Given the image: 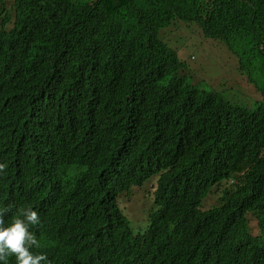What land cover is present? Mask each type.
<instances>
[{"label":"trees","instance_id":"obj_1","mask_svg":"<svg viewBox=\"0 0 264 264\" xmlns=\"http://www.w3.org/2000/svg\"><path fill=\"white\" fill-rule=\"evenodd\" d=\"M174 22L262 99L192 84ZM0 164L5 223L37 210L49 264H264V0H0ZM149 181L134 232L117 199Z\"/></svg>","mask_w":264,"mask_h":264},{"label":"rangeland","instance_id":"obj_2","mask_svg":"<svg viewBox=\"0 0 264 264\" xmlns=\"http://www.w3.org/2000/svg\"><path fill=\"white\" fill-rule=\"evenodd\" d=\"M12 2L4 0L6 7ZM159 38L185 62V77L198 88L216 91L240 106L251 107L262 99L247 83L245 74L237 70V59L224 43L205 39L194 24L174 22L170 28L160 31ZM152 191L153 182L149 181L117 199L118 208L134 232H143L147 226V216L154 209ZM211 197L207 198L206 206L213 205ZM247 217L249 233L255 236L258 228L255 221L249 215Z\"/></svg>","mask_w":264,"mask_h":264},{"label":"clouds","instance_id":"obj_3","mask_svg":"<svg viewBox=\"0 0 264 264\" xmlns=\"http://www.w3.org/2000/svg\"><path fill=\"white\" fill-rule=\"evenodd\" d=\"M4 168L5 165L0 164V172ZM11 211V206L0 207V264H8L9 257L15 258V264H49L45 254L34 251L41 247L32 231L41 222L38 211L24 207L5 223V216Z\"/></svg>","mask_w":264,"mask_h":264}]
</instances>
